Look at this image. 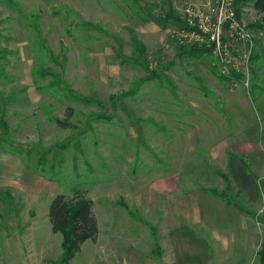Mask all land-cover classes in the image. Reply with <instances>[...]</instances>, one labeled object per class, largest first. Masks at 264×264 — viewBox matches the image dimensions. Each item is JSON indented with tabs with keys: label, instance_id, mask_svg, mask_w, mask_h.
<instances>
[{
	"label": "rangeland",
	"instance_id": "obj_1",
	"mask_svg": "<svg viewBox=\"0 0 264 264\" xmlns=\"http://www.w3.org/2000/svg\"><path fill=\"white\" fill-rule=\"evenodd\" d=\"M12 1L0 0V200L25 205L9 179L21 184L33 174L51 185L26 195L35 204L19 216L29 222L18 233L24 255L12 246L0 264L27 263L33 249L56 253L47 211L57 194L80 193L99 209L117 200L156 244L157 227L148 221L160 224L176 205L192 220L211 180L221 183L224 200L242 205L203 162L240 127L262 121L264 12L240 7L235 22L249 38L225 28L222 55L194 59L181 54L194 43L179 36L184 10L214 16L216 0ZM252 125L249 136L260 139L264 155V124ZM257 184L264 200V176ZM255 209L264 233V202Z\"/></svg>",
	"mask_w": 264,
	"mask_h": 264
},
{
	"label": "crops",
	"instance_id": "obj_2",
	"mask_svg": "<svg viewBox=\"0 0 264 264\" xmlns=\"http://www.w3.org/2000/svg\"><path fill=\"white\" fill-rule=\"evenodd\" d=\"M239 105L244 107L241 102ZM263 109L260 106L262 121L256 125L250 123L252 127L258 129L264 124ZM250 125L242 124L245 127H240L245 133L239 135L240 131H237L220 141L222 147L211 151V155L204 157L203 162V166L212 172L210 177H219V173L227 176V184L238 193L242 205L228 202L227 198L224 200L219 195L222 191L221 183L211 180L210 189L202 187L198 193L199 199L194 205L192 220L185 221V210L180 205H176V211L172 213L169 208L164 210L161 225L145 218L157 227L156 244L151 229L132 217L117 200L107 202L102 209L95 208L93 204L92 211L98 230L96 241L86 240L69 264H257L264 233L260 227L262 223H259L255 215L258 211L252 209L263 207L264 200L257 181L264 176V155L258 148L260 139L256 141L255 136H249L250 128L246 127ZM226 145L231 152L222 150ZM9 180L8 185L24 195L22 199L25 205L22 206L19 201L0 200V255L7 257L12 252L10 247L15 246L22 256L24 245L18 233H22L29 222L23 224V221L20 224L19 216L24 219V210L21 209L35 204L33 200L26 201V195L40 193L51 183L33 174L21 184L14 179ZM211 189L216 190L217 195L211 194ZM166 190L172 191L169 187ZM176 190L184 191V188L177 185ZM124 204L132 213L137 214L132 202L126 201ZM32 215L34 220L36 215L34 212ZM139 215L142 216L141 213ZM12 218L14 222L10 221ZM19 228H22L21 232ZM197 229L202 230V234ZM53 235L58 245L55 254L48 252V249L45 252L33 249L29 262L22 259L21 264L57 261L62 254V236L60 233ZM156 249L158 255L155 257Z\"/></svg>",
	"mask_w": 264,
	"mask_h": 264
},
{
	"label": "trees",
	"instance_id": "obj_3",
	"mask_svg": "<svg viewBox=\"0 0 264 264\" xmlns=\"http://www.w3.org/2000/svg\"><path fill=\"white\" fill-rule=\"evenodd\" d=\"M13 4L12 0H7ZM252 3L253 8L258 12H264V0H235L234 11L237 16L240 7ZM171 10V7H170ZM160 18V17H158ZM157 18V19H158ZM158 21V20H156ZM159 22V21H158ZM179 29L186 28V24L181 22ZM187 48V47H186ZM183 49L181 54L190 55L192 58H198L204 55L211 54V47L191 45L187 49ZM199 54V55H198ZM2 67H0V77L2 75ZM238 76V75H234ZM227 79V78H226ZM225 77H220V80L225 81ZM71 109L68 108L67 114L71 116ZM70 112V113H69ZM59 122V121H57ZM64 125V124H63ZM219 177L227 182V176L219 173ZM211 194L217 195L216 190H209ZM222 197V194H219ZM223 198V197H222ZM92 200L88 197L76 193L71 199H67L62 194H57L50 202L48 208V219L52 233H60L62 236L61 249L62 254L59 259L51 264H69L70 261L80 251L81 245L86 240L96 241L97 224L96 218L92 211ZM155 238V237H154ZM261 251L259 250V264L264 263V237L261 243Z\"/></svg>",
	"mask_w": 264,
	"mask_h": 264
},
{
	"label": "built area",
	"instance_id": "obj_4",
	"mask_svg": "<svg viewBox=\"0 0 264 264\" xmlns=\"http://www.w3.org/2000/svg\"><path fill=\"white\" fill-rule=\"evenodd\" d=\"M215 2L216 11L214 16H209L210 14L205 13L204 10L201 11L198 8L187 7L184 10L186 28L179 29V36L182 38L181 42L189 44L193 41V44H198V46L211 47V53L216 57L221 56L224 48L226 49V46L224 47L225 44L222 45L221 41L225 28L227 34L231 30L230 36L236 37L239 40H247L249 33L241 29L235 22V0H216ZM41 264L51 263L43 262Z\"/></svg>",
	"mask_w": 264,
	"mask_h": 264
}]
</instances>
